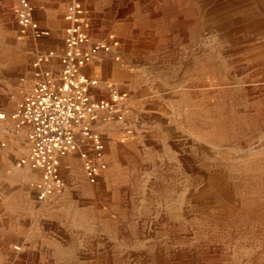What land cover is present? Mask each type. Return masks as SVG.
Returning <instances> with one entry per match:
<instances>
[{
    "label": "rangeland",
    "instance_id": "obj_1",
    "mask_svg": "<svg viewBox=\"0 0 264 264\" xmlns=\"http://www.w3.org/2000/svg\"><path fill=\"white\" fill-rule=\"evenodd\" d=\"M29 1L65 39L68 0ZM83 2L90 34L101 24L98 38L124 49L129 101L156 110L126 106L127 126L94 125L98 183L71 154L65 188L46 201L41 173L18 166L28 132L0 119V264H264V0ZM19 3L0 0L7 115L32 89L40 42L22 33Z\"/></svg>",
    "mask_w": 264,
    "mask_h": 264
},
{
    "label": "built area",
    "instance_id": "obj_2",
    "mask_svg": "<svg viewBox=\"0 0 264 264\" xmlns=\"http://www.w3.org/2000/svg\"><path fill=\"white\" fill-rule=\"evenodd\" d=\"M34 14L33 4L20 0L17 16L22 33L38 40L50 37L51 31L41 27ZM87 14L83 0H68L64 49L40 53L34 63L32 89L12 114L0 113L1 120L12 122L16 133L28 132L30 151L18 161V166L41 173L34 185L40 201L65 188L62 162L84 144L90 146V152H81L86 177L91 184H97L107 165L105 144L94 125L105 122L127 126L125 108L129 94L117 85L105 84L106 96L97 98L93 90L101 82L84 72L102 54L112 55L116 61L122 58L115 53L121 47L119 40L95 39L90 34ZM55 60L60 63L58 73L46 68ZM127 131L131 132L128 128Z\"/></svg>",
    "mask_w": 264,
    "mask_h": 264
},
{
    "label": "crops",
    "instance_id": "obj_3",
    "mask_svg": "<svg viewBox=\"0 0 264 264\" xmlns=\"http://www.w3.org/2000/svg\"><path fill=\"white\" fill-rule=\"evenodd\" d=\"M45 12L47 17H49L50 11L47 9ZM67 25L68 23H65V26ZM42 27L49 29L51 32L54 31L52 20H50L49 18L47 21H42ZM54 32L55 34L53 35L51 34L50 37L39 39L40 42L39 41L34 42V50L37 56L40 53L47 52L50 50L61 52L64 49V45H65L64 36H59L56 31ZM92 35L95 39H100L98 37L104 36L101 24H96V28L94 29V31H92ZM115 53L123 57L124 49H122V45L119 49L115 51ZM122 63L123 62L121 61H116L112 55L102 54L98 59H96L94 62L89 64L84 69V72L88 76L94 79H98L101 82L100 87L93 90V93L96 94L97 98H103L106 96V92L104 88L105 84H114L117 85L119 88H121L122 91L127 92L128 94L133 93L135 74L130 71L129 67H126ZM32 68L34 73V67L31 66V69ZM46 68L54 71L55 73H58L60 72V63L58 60H55L52 63L46 65ZM33 73H32V78H33ZM31 84H32V80H31ZM31 84H29L28 87H30ZM127 109L128 112H130L132 109L134 110L139 109L141 111L154 110V109L156 110L155 101L148 99L135 100L134 98L133 101L131 102L128 101ZM105 128H107L110 132H114L115 131L114 129H116L114 126H111V124L106 125ZM86 148L87 146L84 144L82 149L79 152H77V155L81 154L82 151H86ZM68 158H65L62 162V166L64 164L66 168H68V165L69 167L72 166Z\"/></svg>",
    "mask_w": 264,
    "mask_h": 264
}]
</instances>
